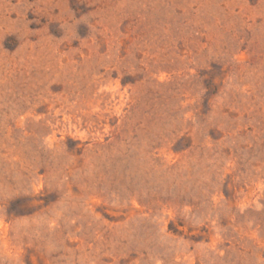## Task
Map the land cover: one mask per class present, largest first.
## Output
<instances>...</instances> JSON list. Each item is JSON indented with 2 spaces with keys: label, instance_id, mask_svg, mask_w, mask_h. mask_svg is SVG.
<instances>
[{
  "label": "rangeland",
  "instance_id": "1",
  "mask_svg": "<svg viewBox=\"0 0 264 264\" xmlns=\"http://www.w3.org/2000/svg\"><path fill=\"white\" fill-rule=\"evenodd\" d=\"M0 264H264V0H0Z\"/></svg>",
  "mask_w": 264,
  "mask_h": 264
}]
</instances>
